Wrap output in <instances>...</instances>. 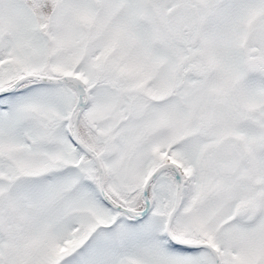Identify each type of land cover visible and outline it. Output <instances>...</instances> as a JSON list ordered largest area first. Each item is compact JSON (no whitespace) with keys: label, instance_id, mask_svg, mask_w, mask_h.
Here are the masks:
<instances>
[{"label":"snow or ice","instance_id":"snow-or-ice-1","mask_svg":"<svg viewBox=\"0 0 264 264\" xmlns=\"http://www.w3.org/2000/svg\"><path fill=\"white\" fill-rule=\"evenodd\" d=\"M0 264H264V0H0Z\"/></svg>","mask_w":264,"mask_h":264}]
</instances>
